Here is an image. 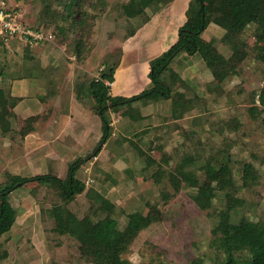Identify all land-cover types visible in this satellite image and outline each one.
Segmentation results:
<instances>
[{
  "label": "rangeland",
  "instance_id": "obj_1",
  "mask_svg": "<svg viewBox=\"0 0 264 264\" xmlns=\"http://www.w3.org/2000/svg\"><path fill=\"white\" fill-rule=\"evenodd\" d=\"M6 1L24 23L45 27L53 37L37 46L0 37V92L11 95L8 109L13 113L10 130L4 131L0 124V188L14 175L66 177L68 160L92 154L77 172L86 190L70 207L79 216L89 213L94 197L87 192L95 189L115 204L122 226L127 224V213L148 214L124 255L130 264H224L225 251L214 229L224 223L229 196L245 200L238 205L239 216L264 218V63L255 57L256 25L251 24L245 34L247 57L234 61L237 72L224 82L209 74L199 53H183L172 61L186 79L183 89L194 100L192 110H181L175 117L172 99L109 109L113 128L101 143L104 124L95 110L91 81L100 76L104 62H117L121 69L115 73L111 94L132 97L151 89L152 60L176 36L173 27L166 33L173 9L164 5L167 10L154 13L126 39L139 22L125 16L123 4L129 0H106L105 6L89 0L88 24L78 31L67 22L64 32H59L57 23L63 22L55 15L52 22L44 19L41 0ZM175 4L185 6L186 21L199 20L198 0ZM173 17L178 19V13ZM80 35L85 43L81 58L76 53ZM203 36L231 55V47L210 27ZM131 111L143 117H131ZM34 114L37 121L28 133ZM144 153L165 173L191 153L200 181L217 189L214 204L200 207L192 198L196 188L188 184L176 193L168 176ZM247 162L253 169L245 177ZM208 163L216 168L227 163L230 168L208 174ZM60 199L55 188L37 180L10 193L17 219L0 239V264H94L81 254L79 237L54 230L49 209Z\"/></svg>",
  "mask_w": 264,
  "mask_h": 264
},
{
  "label": "trees",
  "instance_id": "obj_2",
  "mask_svg": "<svg viewBox=\"0 0 264 264\" xmlns=\"http://www.w3.org/2000/svg\"><path fill=\"white\" fill-rule=\"evenodd\" d=\"M44 4V19L52 22V15L58 17L63 23H57L59 32L67 29V22L75 30H82L88 24L89 12L87 2L89 0H41ZM105 6L106 0H96ZM169 0H129L123 4L125 16L139 19L138 24L129 30L126 39L147 23L154 13L160 12ZM201 4L200 18L197 22L187 20L180 28L178 39L167 50L152 60L153 68L150 77L154 86L132 97H120L111 94V85L115 80V73L119 66L117 62H104L100 76L93 79L89 85L90 91L96 101V113L104 124V133L101 143L108 139L112 132V121L109 109L115 111L122 106H132L133 102L148 104L160 99H172V113L177 117L181 110H192L193 98L184 91L186 79L181 76L179 70L171 66L172 61L183 53L195 55L199 53L206 64L211 76L224 82L230 76L236 74V59L244 60L248 55L249 42L245 38L248 27L256 25L255 57L264 63V0H198ZM164 3V4H163ZM59 6V9H54ZM151 11V12H149ZM211 28L220 37L221 41L231 47V55H224L215 45L203 36L207 28ZM40 29L41 26H36ZM44 30H48L42 27ZM85 43L78 36L76 53L81 58ZM185 85V86H184ZM198 97V94H195ZM11 95L0 92V124L4 131L11 128L13 113L8 109ZM264 101V97H262ZM256 111L257 107H252ZM134 118L143 117L134 111L130 112ZM98 147L95 152H99ZM148 161L157 164L160 171L165 173L161 164L150 157ZM92 158L79 157L71 162L65 178L58 175L38 174L30 177L20 175L12 176V179L0 188V239L9 232L17 219V209L10 201V193L33 180L55 188L60 194V200L49 209V215L54 220V230L62 235L79 237V249L81 254L94 264H130L124 256L129 246L135 240L138 232L146 225L149 216L140 210L127 213L128 221L125 226L120 224V213L115 204L104 194L95 189H89L88 194L94 197L93 207L89 213L79 216L70 204L78 194L86 190L85 183L77 177L80 167ZM195 159L191 153L185 155L174 168L168 170L170 184L177 193L183 184L196 188L192 194L194 201L202 208L211 207L217 198V189L214 186L201 182L197 170L194 168ZM227 163L218 168L208 163L205 166L208 174L219 170L229 171ZM252 163H245L244 176L252 172ZM232 183V182H231ZM244 199L231 194L225 207L226 218L222 225L215 227V234L219 235L222 248L225 251L224 264H264V218L254 220L249 217L239 216L238 205L244 203ZM97 202H100L99 204ZM239 253L245 255L238 256ZM198 264V263H194Z\"/></svg>",
  "mask_w": 264,
  "mask_h": 264
},
{
  "label": "built area",
  "instance_id": "obj_3",
  "mask_svg": "<svg viewBox=\"0 0 264 264\" xmlns=\"http://www.w3.org/2000/svg\"><path fill=\"white\" fill-rule=\"evenodd\" d=\"M0 37L5 41L19 38L26 43H40L53 37L43 29L33 28L24 23L14 9L8 7L6 0H0ZM112 85V82H107Z\"/></svg>",
  "mask_w": 264,
  "mask_h": 264
},
{
  "label": "crops",
  "instance_id": "obj_4",
  "mask_svg": "<svg viewBox=\"0 0 264 264\" xmlns=\"http://www.w3.org/2000/svg\"><path fill=\"white\" fill-rule=\"evenodd\" d=\"M177 0H173V1H171L170 3H168L167 5L168 6H165V7H169V8H171V9H173V13H172V16H171V18H170V22L167 24V28H166V33L167 34H169V30H171V27H173V31H174V34L176 35V36H174V38H173V40L171 41L172 43H174V42H176L177 41V39H178V32H179V28L186 22V19H187V15L186 14H184V11H185V6L184 5H181V4H179V5H177L176 6V4H175V2H176ZM165 7H163V9L159 12V13H162L164 10H167V9H165ZM176 8V9H175ZM177 8H180L179 10L177 9ZM158 13V14H159ZM174 13H178V15H179V18L177 19V18H175V17H173V14ZM177 22V23H176ZM143 27V26H142ZM141 27V28H142ZM138 33V32H137ZM136 35V34H135ZM134 35V36H135ZM167 36V35H166ZM133 37V36H132ZM13 39H15L18 43H23L24 41L23 40H21V39H19V38H13ZM162 39H164V38H162ZM45 41V40H44ZM44 41H42L43 43H45ZM42 42H40V43H33L32 44V46H37V45H39V44H42ZM8 43V45H9V42H7ZM172 43L170 44V45H168V46H165L164 45V48H162V50H160V52H158L157 54H156V56H159L161 53H163L165 50H167L171 45H172ZM24 45H27V44H25V43H23ZM121 69V65H119L118 66V68H117V70H120ZM117 70H116V72H117ZM114 82H115V80H114ZM114 85H115V83H113ZM33 118H32V123H31V126L27 129V131H28V133H29V130H31V129H34V125H33V123L34 122H36L37 121V116H36V114H34L33 116H32ZM42 119V118H41ZM102 120V119H101ZM86 128V127H85ZM84 130V129H83ZM85 131V130H84ZM34 134H36L35 132H34ZM81 135H83V134H81ZM93 136V135H92ZM99 147V146H98ZM97 147V148H98ZM96 148V149H97ZM101 151V150H100ZM84 152V150L82 151V153ZM99 153V152H98ZM84 156V155H83ZM82 155H80V156H78L77 158H75V160L76 159H78L79 157H83ZM70 156H68V158H69ZM84 157H87V156H84ZM52 158H54L55 159V156L53 155V157ZM75 160H68V161H70L69 163H71V162H73V161H75ZM68 172V171H67ZM38 175V174H37ZM57 175V174H56ZM61 178H65V177H61Z\"/></svg>",
  "mask_w": 264,
  "mask_h": 264
}]
</instances>
